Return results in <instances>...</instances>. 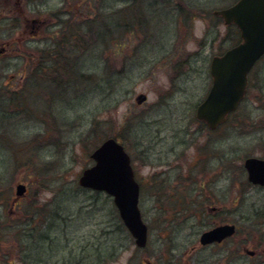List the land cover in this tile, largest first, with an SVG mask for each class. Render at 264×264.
Wrapping results in <instances>:
<instances>
[{
    "label": "rangeland",
    "instance_id": "obj_1",
    "mask_svg": "<svg viewBox=\"0 0 264 264\" xmlns=\"http://www.w3.org/2000/svg\"><path fill=\"white\" fill-rule=\"evenodd\" d=\"M154 1L0 0V264H264V188L242 166L264 158V59L227 126L208 133L195 108L234 34L213 12L235 0H182L189 19ZM107 137L143 185V250L111 197L77 183ZM226 221L232 243L192 248Z\"/></svg>",
    "mask_w": 264,
    "mask_h": 264
},
{
    "label": "water",
    "instance_id": "obj_2",
    "mask_svg": "<svg viewBox=\"0 0 264 264\" xmlns=\"http://www.w3.org/2000/svg\"><path fill=\"white\" fill-rule=\"evenodd\" d=\"M214 14L220 16L225 25L234 24L239 30L241 41L211 60L212 85L195 109V117L210 129L217 127L236 109L245 94L249 70L264 54V0H237L229 7L215 10ZM144 100L142 94L136 97L138 104ZM90 157L94 164L82 171L78 184L110 195L135 245L144 247L147 227L140 216L139 187L134 180L128 154L114 138H107L93 150ZM243 165L247 180L264 186V160L248 157ZM24 192L25 186L18 184L16 196ZM234 231L233 224L215 226L201 234L199 243L205 245L220 242Z\"/></svg>",
    "mask_w": 264,
    "mask_h": 264
},
{
    "label": "trees",
    "instance_id": "obj_3",
    "mask_svg": "<svg viewBox=\"0 0 264 264\" xmlns=\"http://www.w3.org/2000/svg\"><path fill=\"white\" fill-rule=\"evenodd\" d=\"M176 1H177V3H178V6H179V7H181V8L184 7V8H185L186 13H185L184 15H186V18L189 19V18L191 17V15L189 14L191 10L189 9L188 5L185 4L182 0H176ZM191 14H192V13H191ZM55 16H57V15H55ZM228 27H230L229 30L232 29L231 31L234 33L233 36L231 35V32L227 35V38H230V46H233V45H235V44L238 43V41H239V34H238V31H237V29H236L235 26L230 25V26H228ZM84 35H85V34L83 33V34H82V37H84ZM41 54L43 55L44 53L42 52ZM40 56H41V55H40ZM188 57H189V55H188V56H185V59H183L184 64L186 63ZM40 66H42V65L40 64ZM235 113H236V112L230 114V116L228 117V120L226 121V124H225L226 126H227V123L229 122L230 118H231ZM230 127H233L232 124H231ZM3 205H4V203H3ZM29 214H30V216H29V220L32 221L33 219H31V218H32V216H33L35 213H32V212H31V213H29ZM31 214H32V216H31ZM221 221H223V220H221ZM219 223H220V222H219ZM48 225H49V224H47V223H45V222H43L42 224L39 225V229L42 231L41 234H40V238L45 239V238L47 237V235H44L43 233L47 231ZM121 226H122V224H121ZM22 231H23V229H21V233H22Z\"/></svg>",
    "mask_w": 264,
    "mask_h": 264
},
{
    "label": "flooded vegetation",
    "instance_id": "obj_4",
    "mask_svg": "<svg viewBox=\"0 0 264 264\" xmlns=\"http://www.w3.org/2000/svg\"><path fill=\"white\" fill-rule=\"evenodd\" d=\"M136 1V0H135ZM176 3V7L178 6V3H177V1L176 0H174ZM145 2V1H144ZM156 2H162V1H158V0H155L154 1V3H151L154 7H158V5H157V3ZM170 2H173V0H170ZM134 4H137L138 6H140L141 4L139 3V2H135ZM140 4V5H139ZM179 7V6H178ZM177 10H182V8L180 7L179 9H177ZM184 10H185V8H184ZM186 11V10H185ZM57 12H59V11H57ZM262 59H264V56L263 57H261V58H259L257 61H256V63L252 66V68H251V70L249 71V73H248V86L250 85V79H251V76H252V74L254 73V71H256V69H257V66H258V62L259 61H261ZM210 61H211V58L209 59V62H208V69H207V72H208V78H209V80H210V82H209V86H208V89L210 88V86H211V84H212V79H211V76H210ZM220 129V127H218L217 129H215V130H207V132L208 133H210V134H212L213 132H215V131H217V130H219ZM163 138V137H162ZM163 142H160V144H162ZM205 151V150H204ZM206 153V152H205ZM204 153V154H205ZM218 154V153H217ZM208 158H204V161L207 163L208 162V160H207ZM162 164H164V163H160V165H162ZM170 169H168L167 170V168H164V172H166V171H169ZM233 238V237H232ZM232 238H229V239H226V240H224V241H222L221 243H219V244H213V245H210V246H216V247H223V246H225V245H227V244H230V243H232L233 241H232Z\"/></svg>",
    "mask_w": 264,
    "mask_h": 264
}]
</instances>
